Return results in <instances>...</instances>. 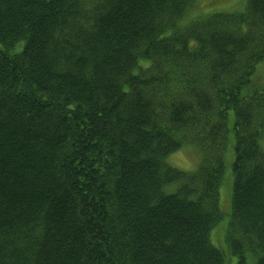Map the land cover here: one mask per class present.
<instances>
[{
    "label": "trees",
    "instance_id": "1",
    "mask_svg": "<svg viewBox=\"0 0 264 264\" xmlns=\"http://www.w3.org/2000/svg\"><path fill=\"white\" fill-rule=\"evenodd\" d=\"M198 3L0 0V264H264V0Z\"/></svg>",
    "mask_w": 264,
    "mask_h": 264
},
{
    "label": "rangeland",
    "instance_id": "2",
    "mask_svg": "<svg viewBox=\"0 0 264 264\" xmlns=\"http://www.w3.org/2000/svg\"><path fill=\"white\" fill-rule=\"evenodd\" d=\"M245 5L246 0H199V3L193 9L194 11L192 13L190 12V15L186 19V22H188L196 14H202L210 12L212 10L229 13L236 12L244 8ZM22 46L23 43L18 46L17 50H20ZM255 71L256 73L254 74V85L256 88H262L264 86V65H259ZM233 136L234 132L231 131L229 137L231 143L229 144L228 149L224 151L227 168L226 175L223 178L224 182L220 185V209L223 217L219 225L217 226L215 236L213 237V241L216 244H220L221 241H227L229 231L228 227L231 219V163L234 158L233 145L235 139ZM212 155L216 156V153ZM169 162L172 166L178 168L179 170L185 172H193L197 169L199 165L200 152L195 145L189 144L188 146L183 147V149H181L180 151L172 154L169 157Z\"/></svg>",
    "mask_w": 264,
    "mask_h": 264
}]
</instances>
